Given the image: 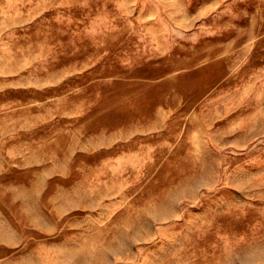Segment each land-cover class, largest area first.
Segmentation results:
<instances>
[{
    "label": "rangeland",
    "instance_id": "rangeland-1",
    "mask_svg": "<svg viewBox=\"0 0 264 264\" xmlns=\"http://www.w3.org/2000/svg\"><path fill=\"white\" fill-rule=\"evenodd\" d=\"M0 264H264V0H0Z\"/></svg>",
    "mask_w": 264,
    "mask_h": 264
}]
</instances>
